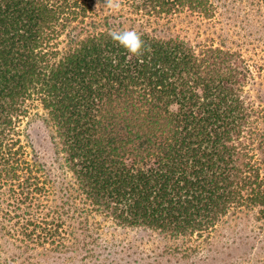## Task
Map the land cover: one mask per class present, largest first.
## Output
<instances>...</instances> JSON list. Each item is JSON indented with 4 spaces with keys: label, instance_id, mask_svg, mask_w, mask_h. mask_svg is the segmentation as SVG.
Returning <instances> with one entry per match:
<instances>
[{
    "label": "trees",
    "instance_id": "16d2710c",
    "mask_svg": "<svg viewBox=\"0 0 264 264\" xmlns=\"http://www.w3.org/2000/svg\"><path fill=\"white\" fill-rule=\"evenodd\" d=\"M216 10L212 0H121L119 10L0 0L3 264H119L103 246L111 227L156 232L189 258L245 212L264 240V102L248 89L264 68L173 31ZM112 30L137 31L144 56ZM39 110L64 171L25 130ZM242 260L253 264H231Z\"/></svg>",
    "mask_w": 264,
    "mask_h": 264
},
{
    "label": "rangeland",
    "instance_id": "374dc122",
    "mask_svg": "<svg viewBox=\"0 0 264 264\" xmlns=\"http://www.w3.org/2000/svg\"><path fill=\"white\" fill-rule=\"evenodd\" d=\"M212 1L217 8L213 20L182 17L174 24L173 31L194 43L240 51L255 70L264 68V0ZM248 89L264 102V73L257 75ZM25 130L43 160L51 168L64 171V156L59 152L54 131L42 110L29 117ZM259 226L253 213L228 216L217 227L212 239L203 243V249L189 258L183 254H169V248H175V244L156 232L140 228L111 227L103 234V246H106L109 259L119 264H231L239 258L264 264V250H260L264 240ZM9 255L10 252L1 253L0 264ZM241 263L251 264L243 260Z\"/></svg>",
    "mask_w": 264,
    "mask_h": 264
},
{
    "label": "clouds",
    "instance_id": "9594fccd",
    "mask_svg": "<svg viewBox=\"0 0 264 264\" xmlns=\"http://www.w3.org/2000/svg\"><path fill=\"white\" fill-rule=\"evenodd\" d=\"M105 4L112 10H119L121 0H105ZM112 40L125 48L132 56L142 58L147 51L145 41L135 30H112L109 32Z\"/></svg>",
    "mask_w": 264,
    "mask_h": 264
}]
</instances>
